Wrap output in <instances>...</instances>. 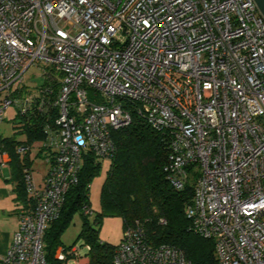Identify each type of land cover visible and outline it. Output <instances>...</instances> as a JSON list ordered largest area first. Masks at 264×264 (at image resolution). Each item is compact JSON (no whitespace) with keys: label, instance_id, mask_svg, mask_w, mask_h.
Listing matches in <instances>:
<instances>
[{"label":"built area","instance_id":"built-area-1","mask_svg":"<svg viewBox=\"0 0 264 264\" xmlns=\"http://www.w3.org/2000/svg\"><path fill=\"white\" fill-rule=\"evenodd\" d=\"M10 108L48 117L47 168L39 184L23 168L29 201L0 264H47L46 226L85 161L112 156V132L133 112L166 133L168 182L192 178L188 229L212 240L217 264H264V16L254 0H0V125ZM89 249L59 245L54 256L88 264ZM112 263L191 264L176 246L150 244L138 221Z\"/></svg>","mask_w":264,"mask_h":264},{"label":"trees","instance_id":"trees-1","mask_svg":"<svg viewBox=\"0 0 264 264\" xmlns=\"http://www.w3.org/2000/svg\"><path fill=\"white\" fill-rule=\"evenodd\" d=\"M33 112L29 118L14 116L27 132V139L15 141L0 138L2 150L8 151L17 170V199L29 201L23 180V168L30 166L28 153L19 155L16 147L27 143L31 149L35 141L44 138L42 127L48 118L42 111ZM115 151L100 191L102 216H120L123 229L137 221L144 224L147 241L159 246L169 244L180 248L191 264H217L213 242L192 233L188 229L186 208L192 203V178L182 189H175L166 179L163 167L167 160L166 133L152 129L137 113H132L129 125L112 132ZM41 152V148L39 145ZM31 151V150H30ZM20 157H23L22 159ZM99 163L90 157L83 164L78 183L71 187L65 196L61 212L44 230V252L47 264H62L54 256L61 245V233L75 211L83 216V228L78 237L90 246L87 251L88 264H113V251L116 245L102 242L95 228L87 221L82 207L89 206V181L96 174ZM163 219L165 223H161Z\"/></svg>","mask_w":264,"mask_h":264},{"label":"rangeland","instance_id":"rangeland-1","mask_svg":"<svg viewBox=\"0 0 264 264\" xmlns=\"http://www.w3.org/2000/svg\"><path fill=\"white\" fill-rule=\"evenodd\" d=\"M41 71L36 65L29 67L25 73V79L29 81L31 86L37 85L41 79ZM13 108L6 112V116L0 125V138H9L15 141H24L27 139V132L23 129L21 124H17V120H13ZM40 142V141H35ZM37 143V144H38ZM96 162L99 163L96 174L89 181L88 196L89 207L92 213L87 215L88 224L95 228L99 240L112 245H117L123 233V221L120 216L106 215L102 216L99 223L94 222L96 215L101 212L100 207V191L103 181L105 179L107 170L109 168V158H98ZM32 175L34 181L39 184L42 180V175L47 168L45 153H41L33 158ZM83 228V216L79 211H75L67 226L61 233V245L67 249L79 247L80 254L85 252V243L82 237H78L80 230ZM65 264H75L73 259H68Z\"/></svg>","mask_w":264,"mask_h":264},{"label":"crops","instance_id":"crops-1","mask_svg":"<svg viewBox=\"0 0 264 264\" xmlns=\"http://www.w3.org/2000/svg\"><path fill=\"white\" fill-rule=\"evenodd\" d=\"M37 143L38 142H34L33 147L28 154L31 168L33 158L40 154V142ZM20 158L22 159L23 157ZM16 185L17 170L15 164L8 151L2 150V145H0V257L6 252L10 245L13 233L18 228V209L21 206L26 205L24 201H18Z\"/></svg>","mask_w":264,"mask_h":264},{"label":"water","instance_id":"water-1","mask_svg":"<svg viewBox=\"0 0 264 264\" xmlns=\"http://www.w3.org/2000/svg\"><path fill=\"white\" fill-rule=\"evenodd\" d=\"M259 12L264 16V0H254Z\"/></svg>","mask_w":264,"mask_h":264}]
</instances>
